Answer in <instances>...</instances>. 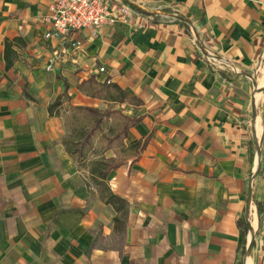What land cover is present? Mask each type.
<instances>
[{"label": "crops", "instance_id": "crops-1", "mask_svg": "<svg viewBox=\"0 0 264 264\" xmlns=\"http://www.w3.org/2000/svg\"><path fill=\"white\" fill-rule=\"evenodd\" d=\"M53 2L0 0V264H264V0H112L47 39ZM81 108L122 119L82 161Z\"/></svg>", "mask_w": 264, "mask_h": 264}, {"label": "built area", "instance_id": "built-area-1", "mask_svg": "<svg viewBox=\"0 0 264 264\" xmlns=\"http://www.w3.org/2000/svg\"><path fill=\"white\" fill-rule=\"evenodd\" d=\"M112 0H54L49 7V16L46 23L51 27L45 35L47 39L60 38L72 33H78L85 29H90L98 33L106 25H114L118 18L113 10ZM118 13L124 17L126 22L131 14L128 6H121ZM72 49L81 48V42H73ZM207 61L211 64L217 62V58L209 51L200 47ZM59 56H57V59ZM56 59H53L47 66V71L54 67ZM101 73L105 68L100 69Z\"/></svg>", "mask_w": 264, "mask_h": 264}, {"label": "trees", "instance_id": "trees-1", "mask_svg": "<svg viewBox=\"0 0 264 264\" xmlns=\"http://www.w3.org/2000/svg\"><path fill=\"white\" fill-rule=\"evenodd\" d=\"M10 46V43L7 42L6 44V49ZM118 93H119V101L123 102L125 98H127V94L124 93L120 88H114ZM62 99L59 98L53 106L50 107V111L52 113V110L57 107L60 104V100ZM80 111L85 112V114L92 119V124L90 126H86L83 128L82 132L80 133V138L77 141L73 140H67L66 141V149L68 153L73 157L76 158L80 161L85 160L87 158L88 152L91 148L92 145V139L93 136L96 134L97 131L101 129V126L103 125L104 121L109 118L113 112L111 111H100L97 109H92V108H86V109H79ZM140 119H128L125 118V124L120 128L116 136L114 137L115 141L119 139L120 137H123L126 135L128 129L130 126L136 125ZM148 140L146 139L145 142H135L131 145V148H141L142 150L146 146ZM123 165L122 162H117L115 159H109V160H102L97 162V175L105 179L108 174L112 170H116L120 168ZM114 200H118V198L114 197Z\"/></svg>", "mask_w": 264, "mask_h": 264}, {"label": "rangeland", "instance_id": "rangeland-1", "mask_svg": "<svg viewBox=\"0 0 264 264\" xmlns=\"http://www.w3.org/2000/svg\"><path fill=\"white\" fill-rule=\"evenodd\" d=\"M86 117H88L87 115H86ZM122 121V119H115V116H112L111 117V120H109V119H107L106 121H104V123H103V127L104 128H106L107 127V123H111L112 124V126H114V125H119L120 123L119 122H121ZM107 129H108V127H107ZM109 132V131H108Z\"/></svg>", "mask_w": 264, "mask_h": 264}]
</instances>
